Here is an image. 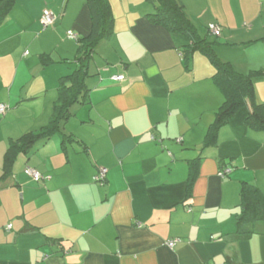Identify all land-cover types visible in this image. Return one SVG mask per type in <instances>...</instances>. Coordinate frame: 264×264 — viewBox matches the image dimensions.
Listing matches in <instances>:
<instances>
[{"label": "crops", "instance_id": "1", "mask_svg": "<svg viewBox=\"0 0 264 264\" xmlns=\"http://www.w3.org/2000/svg\"><path fill=\"white\" fill-rule=\"evenodd\" d=\"M38 1L16 0L0 25V264H264V225L244 237L235 221L242 183L264 194V131L245 124L247 105L204 146L223 101L215 68L151 20L150 0H107L111 32L89 60L85 99L49 136L21 141L48 126L60 79L79 67L66 33L93 30L88 0ZM179 1L218 60L264 70V0ZM44 10L56 17L46 29ZM254 88L264 104V78Z\"/></svg>", "mask_w": 264, "mask_h": 264}, {"label": "trees", "instance_id": "2", "mask_svg": "<svg viewBox=\"0 0 264 264\" xmlns=\"http://www.w3.org/2000/svg\"><path fill=\"white\" fill-rule=\"evenodd\" d=\"M15 1L0 0V25L15 5ZM150 1L155 6L153 14L149 15L151 20L169 26L188 36L191 46H188L189 50L186 52L197 51L201 53L209 59L215 68L216 73L213 76V81L221 92L223 101L213 114V120L207 130L204 146L214 145L219 129L225 126L238 110L247 105L250 106V111L245 119V124L256 131H264V104L255 101L254 88V81L264 78V70L252 71L248 74L236 72L228 63H223L216 58L211 42L197 36L179 0ZM88 2L92 10L93 30L88 36L73 41L79 46L80 56L77 59L79 67L70 76L60 79L57 87L58 97L54 102L48 126L41 129L37 134H32L31 137H22L21 141L40 135L47 137L52 134L58 123L65 121L69 117L70 106L83 101L86 97L85 79L88 76L87 67L89 60L93 56L97 45L107 39L111 32L109 28L111 17L107 0H88ZM46 57H43L44 60ZM27 142L23 147H25ZM19 143L20 140L12 143L11 148L17 147ZM198 163V159L189 163V185L192 184L198 174ZM9 165L10 163L5 162V173L9 171ZM222 172L224 170L219 171V173ZM229 172L230 170L228 169ZM228 173H224L221 178ZM235 221L237 233L244 237L254 234L257 226L264 225V194L255 186L248 183L241 184Z\"/></svg>", "mask_w": 264, "mask_h": 264}, {"label": "built area", "instance_id": "3", "mask_svg": "<svg viewBox=\"0 0 264 264\" xmlns=\"http://www.w3.org/2000/svg\"><path fill=\"white\" fill-rule=\"evenodd\" d=\"M55 20H56V17L52 12L48 10H44L42 12V17H41L40 22L43 28L53 26ZM208 32L215 37H218L220 35V30L218 29V27L213 26V25H210L208 27ZM66 35H67V38L72 41L78 40V37L74 35L71 31H68ZM118 79L120 78L116 76L113 77V80H118ZM6 110H7V106L4 104H0V114H4ZM224 173H228V169L224 170V172L219 173L218 175L222 177ZM25 174L29 176L30 178H32L35 182H40V181L47 179V178H44L42 175H40L37 171L30 169V168L25 169ZM105 176H106V170L99 169L93 177V182L97 184H103L105 181ZM174 243L175 241H169L167 246L171 248L174 245Z\"/></svg>", "mask_w": 264, "mask_h": 264}, {"label": "rangeland", "instance_id": "4", "mask_svg": "<svg viewBox=\"0 0 264 264\" xmlns=\"http://www.w3.org/2000/svg\"><path fill=\"white\" fill-rule=\"evenodd\" d=\"M39 1L38 0H36V3H38Z\"/></svg>", "mask_w": 264, "mask_h": 264}]
</instances>
